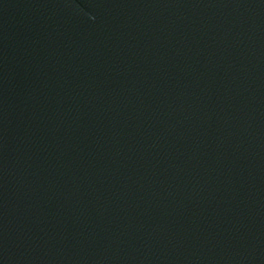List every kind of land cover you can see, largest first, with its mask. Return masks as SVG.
Listing matches in <instances>:
<instances>
[{
    "label": "water",
    "instance_id": "obj_1",
    "mask_svg": "<svg viewBox=\"0 0 264 264\" xmlns=\"http://www.w3.org/2000/svg\"><path fill=\"white\" fill-rule=\"evenodd\" d=\"M0 264H150L92 133L14 0H0Z\"/></svg>",
    "mask_w": 264,
    "mask_h": 264
}]
</instances>
